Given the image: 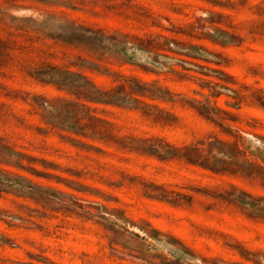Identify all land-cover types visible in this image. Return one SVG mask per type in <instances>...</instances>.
Here are the masks:
<instances>
[{
  "label": "rangeland",
  "instance_id": "rangeland-1",
  "mask_svg": "<svg viewBox=\"0 0 264 264\" xmlns=\"http://www.w3.org/2000/svg\"><path fill=\"white\" fill-rule=\"evenodd\" d=\"M0 264H264V0H0Z\"/></svg>",
  "mask_w": 264,
  "mask_h": 264
},
{
  "label": "trees",
  "instance_id": "trees-1",
  "mask_svg": "<svg viewBox=\"0 0 264 264\" xmlns=\"http://www.w3.org/2000/svg\"><path fill=\"white\" fill-rule=\"evenodd\" d=\"M87 31H91V30L87 29ZM146 91L150 92L146 88H143L140 90L139 93L143 94ZM136 92H137L136 90H131L130 93H136ZM83 95L84 98L87 100L98 101V102H115L122 99V98H117L110 91L99 90L95 88L94 85L91 86V88H89L87 92H84ZM206 113H208L207 115L213 117L209 112V110ZM82 118H87L88 123L84 124L82 127L74 126L75 129H80V130L89 129L92 135H96L95 137H97V139H102L104 141H112L118 147L128 148L131 150L138 151L140 153L153 154L162 159L184 160L185 162L198 164L210 168L212 170L232 171L230 170V167L232 165L231 162H228L221 158H216V156L212 154V146H214L216 142L209 143L208 144L210 146L209 148H203L204 143H199V145L195 144V145H189L183 147H174L160 139H153V138H144V139L130 138L128 140L122 138L119 139L114 135H112L108 128L99 125L98 124L99 120L94 118L93 116H89L88 114H85ZM154 120L156 121L165 120V117L162 115H155ZM78 121L79 120H76V122ZM247 164L249 166H252V164L250 163ZM152 197H156L159 199H167V194H164V190H161V192L157 194H153Z\"/></svg>",
  "mask_w": 264,
  "mask_h": 264
}]
</instances>
